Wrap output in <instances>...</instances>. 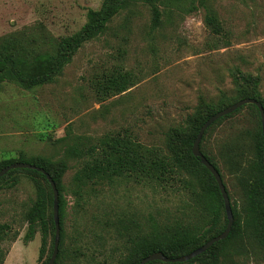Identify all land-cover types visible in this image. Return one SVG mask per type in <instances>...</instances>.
<instances>
[{
  "label": "rangeland",
  "instance_id": "obj_1",
  "mask_svg": "<svg viewBox=\"0 0 264 264\" xmlns=\"http://www.w3.org/2000/svg\"><path fill=\"white\" fill-rule=\"evenodd\" d=\"M101 3L0 0V55L30 58L55 52L62 37L84 24L88 9H98ZM207 5L222 25L218 36L205 25ZM159 9L160 24L154 27L150 4H129L100 36L78 48L49 83L29 89L13 81L0 86V161L42 157L51 167L61 160L68 165L61 177L65 210L54 264H125L134 242L151 233L154 221L172 227L200 216L184 182L204 179V173L190 158L175 169L168 185L135 177L112 183L92 180L78 199L73 175L84 158L68 157L69 147L85 148L126 133L173 159L182 153V133L207 114L201 99L217 107L236 90L252 93L238 72L258 79L256 89L264 99V0H179ZM116 71L132 73L135 83L122 92L104 89L102 80ZM256 121L255 111L245 104L205 135L203 149L220 168L231 201L238 203L229 155L237 148L242 169L248 167L251 140L238 136L241 130L255 128ZM13 175L19 179L16 185L8 188L0 182V224L9 223L11 232L19 234L14 241H0V261L4 255L2 264H46L50 236L39 260L40 234L22 241L25 214L35 199L33 182L23 170ZM214 264H264V243L254 232L237 238L226 244Z\"/></svg>",
  "mask_w": 264,
  "mask_h": 264
},
{
  "label": "trees",
  "instance_id": "obj_2",
  "mask_svg": "<svg viewBox=\"0 0 264 264\" xmlns=\"http://www.w3.org/2000/svg\"><path fill=\"white\" fill-rule=\"evenodd\" d=\"M179 0H102L98 9H88L86 21L80 29L68 36L62 37L53 53L43 52L26 57L20 54L0 55V86L3 82L13 81L24 88H34L49 83L62 73V69L68 63L72 55L85 42L100 36L108 26L111 19L122 9L133 2H145L152 8V26L160 24L159 5H167ZM207 0H200L205 4ZM204 16L205 25L211 33L218 36L222 33V25L215 12L207 5ZM227 40L224 39V43ZM240 81L251 87L252 93L245 94L236 90L235 93L227 98L225 105L215 107L201 99L207 114L198 123L193 124L188 132L182 133L180 137V148L183 149L179 155L175 154L173 159H168L157 150L146 148L138 141L134 140L126 133L116 134L104 137L96 144H90L85 148L69 147L66 150L68 157L84 158L82 165L75 171L73 182L75 184L74 193L78 199L83 196L84 187L88 182L107 181L112 183L118 178L135 177L143 178L149 181H156L161 185H168L172 173L179 169L190 158L199 166L204 179L197 182H184L191 192L195 206L199 208L200 216L193 223L181 224L177 222L174 226L159 225L153 222L151 233L144 234L139 241L134 242L132 253L126 258L125 264H139L140 260L146 255L161 251L168 257H177L191 252L193 249L202 245L211 237L221 233L227 224V218L224 212L223 200L218 185L211 172L201 164L198 157L193 156L191 152L192 143L198 133L200 126L204 121L216 111L234 103L242 98H254L261 102L264 108V99L257 91L258 79L251 75H245L238 72ZM135 83V78L130 72L116 71L107 76L101 82V86L107 90L122 92ZM252 107L257 116L256 127L239 131L242 136H249L251 140V162L246 169H242L241 163L237 159L238 149H231L229 155L231 185L233 191L240 195V203L236 199L231 201V194L223 180V175L216 161L203 149L205 135L208 129L223 119L234 116L241 107L235 111L224 115L213 122L205 131L200 141V150L207 160L217 169L228 193L231 210L233 214V224L229 234L224 238L213 243L208 249L190 260L184 262H163L164 264H192L195 261H210L217 263L219 256L224 254L226 244L230 241H236L237 238L247 236L249 233H255L260 241L264 243V139L261 130L260 116L257 107L252 103H247ZM59 138L58 140H62ZM240 139V138H239ZM237 139V142L238 140ZM23 161L42 167L52 177L58 190L59 203V222H60V242L57 257L60 255V246L62 242V223L64 219L65 199L62 195L61 177L68 168L65 161L61 160L51 167L49 160L38 157L35 160L19 156L17 159H5L0 161V170L6 165ZM184 161V163H183ZM183 163V164H182ZM54 165V164H53ZM23 170L30 175L35 188V199L25 214L27 227L22 237L24 243L32 241L35 234H40V246L37 259L43 258L49 242V259L54 238L53 223V193L45 175L37 170L16 168L10 169L0 177V182H5V187H12L19 181L15 171ZM239 192H238V191ZM19 232H11L9 223L0 224V241H14ZM2 255L0 264L3 263ZM56 257V259H57ZM48 261V260H47ZM46 261V263H47ZM56 261V260H55ZM161 262L159 260L150 261L146 264ZM55 263V262H54Z\"/></svg>",
  "mask_w": 264,
  "mask_h": 264
},
{
  "label": "water",
  "instance_id": "obj_3",
  "mask_svg": "<svg viewBox=\"0 0 264 264\" xmlns=\"http://www.w3.org/2000/svg\"><path fill=\"white\" fill-rule=\"evenodd\" d=\"M247 103H252L254 104L258 111H259V116H260V123H261V130H262V135H263V139H264V108L261 104L260 101H258L257 99L254 98H242L239 99L237 101H235L234 103L216 111L215 113H213L211 116H209L204 123L200 126L198 133L192 143V147H191V152L193 154V156L198 157L201 164H203L213 175L218 188L220 190L221 193V197L223 200V205H224V212L227 218V224L225 229L219 233L218 235H215L213 237H211L210 239H208L207 241H205L202 245H200L199 247L193 249L191 252L181 255V256H177V257H168L166 255H164L161 251H154L148 255H146L145 257H143L139 264H146L150 261H154V260H159V261H163V262H170V263H175V262H184L187 260L192 259L193 257L199 255L200 253L204 252L206 249H208L213 243L224 239L230 232L231 226L233 224V214H232V210H231V204H230V199L228 196V193L226 191L225 185L222 181V178L219 174V172L217 171V169L207 160V158L203 155V153L200 150V141L201 138L204 134V131L213 123L215 122L217 119H219L220 117L227 115L233 111H235L237 108L241 107L242 105H245ZM16 168H26V169H33V170H37L41 173H43L52 189V193H53V210H52V216H53V223H54V238H53V246H52V252L51 255L47 261L46 264H54L56 257L58 255V251H59V242H60V222H59V203H58V190L56 188V185L52 179V177L50 176V174L48 172H46L42 167L37 166L35 164L32 163H28V162H23V161H15L12 162L8 165H6L5 167H3L0 170V177L3 176L7 171H9L10 169H16Z\"/></svg>",
  "mask_w": 264,
  "mask_h": 264
}]
</instances>
